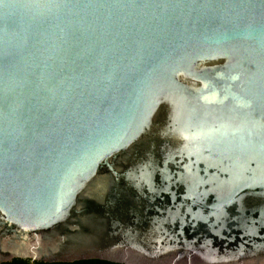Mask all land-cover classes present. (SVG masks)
<instances>
[{
    "label": "water",
    "instance_id": "95a60500",
    "mask_svg": "<svg viewBox=\"0 0 264 264\" xmlns=\"http://www.w3.org/2000/svg\"><path fill=\"white\" fill-rule=\"evenodd\" d=\"M264 264V0H0V263Z\"/></svg>",
    "mask_w": 264,
    "mask_h": 264
},
{
    "label": "trees",
    "instance_id": "16d2710c",
    "mask_svg": "<svg viewBox=\"0 0 264 264\" xmlns=\"http://www.w3.org/2000/svg\"><path fill=\"white\" fill-rule=\"evenodd\" d=\"M4 264H30L29 261L26 260H18L15 259L10 263H4ZM31 264H116V263H111L107 261H101V260H84V261H76V262H71V263H45L41 261H36Z\"/></svg>",
    "mask_w": 264,
    "mask_h": 264
},
{
    "label": "flooded vegetation",
    "instance_id": "af4514ba",
    "mask_svg": "<svg viewBox=\"0 0 264 264\" xmlns=\"http://www.w3.org/2000/svg\"><path fill=\"white\" fill-rule=\"evenodd\" d=\"M15 259L29 261L30 264L33 263V262H35V261L30 260V259L13 258V259H11L10 261L1 262L0 264L10 263V262H12V261L15 260Z\"/></svg>",
    "mask_w": 264,
    "mask_h": 264
}]
</instances>
